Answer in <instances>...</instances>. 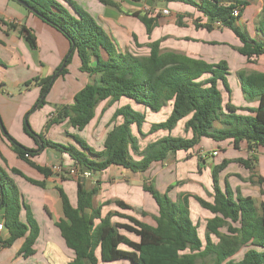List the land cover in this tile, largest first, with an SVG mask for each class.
I'll return each instance as SVG.
<instances>
[{
    "label": "trees",
    "instance_id": "16d2710c",
    "mask_svg": "<svg viewBox=\"0 0 264 264\" xmlns=\"http://www.w3.org/2000/svg\"><path fill=\"white\" fill-rule=\"evenodd\" d=\"M20 1L68 41L70 49L64 59L65 67L75 53L80 61V72L98 76L94 84H86L74 95L71 106L57 110L56 117L46 122V130L61 119H66L70 127L83 130L94 119L95 108L101 102L110 105L124 99L153 112L171 104V112L166 121L152 124L149 131H167L169 134L148 144L141 152L136 148L137 137L132 132V126H135L138 135L143 136L141 128L145 120L144 114L134 110L129 104L120 106L113 112L111 121L119 118L121 122L106 134L101 151L91 148L77 136H72L77 147L45 139L43 132L35 133L30 128L27 118L32 113L31 109L25 114L23 125L24 134L36 146L35 149H29L7 134L0 118V133L8 140L16 157L45 177L49 175L50 169L31 161V158L40 155L45 149L66 155L77 165L78 173L83 175L103 172L111 166L143 173L151 164L163 162L170 154L192 150L202 139L216 143L231 141L235 149L239 148L241 142H245L249 151L264 147V73H237L245 100L257 102L255 109L246 110L249 114H238V109L229 100L224 102V92L230 97L227 80L229 70L225 61L212 64L200 58L161 52L160 40L148 44L146 56L121 52L103 27L75 1ZM97 1L104 6L118 7L110 0ZM152 1L188 6L207 20L228 28L240 44L236 49L237 53L248 64L264 57V0L255 26L258 38L250 37L237 25L243 10L248 6L246 1L235 0L228 4L221 3V0ZM236 9L238 16L234 17L233 11ZM131 16L140 20L148 35L156 26L157 16L151 18L138 12ZM194 25L196 29H212L211 24L201 25L195 22ZM22 32L30 48L36 49L34 37L25 27L21 29L20 33ZM0 64L3 65L1 61ZM64 71L65 68L61 74ZM52 76L34 79L24 85L29 87L34 82L40 86L36 109L45 104ZM181 120H184V133H189V137L170 134ZM129 146L138 155L137 160L130 156ZM252 161L251 158L222 161L212 170V202L194 197L198 205L210 215L205 222L203 237L199 236V226L190 217L189 196L173 202L168 197L170 188L165 193H160L150 185H143L144 192L151 196L157 208V215L153 217L154 226L131 215L132 209L119 201L115 202L116 206L129 212L128 214L115 211L103 215L101 208H94L92 204L96 189L87 190L81 179L76 183L75 206L70 204L67 196L58 188L62 218L55 226L66 248L73 253V260L69 264L124 260L130 264H264V202L257 208L250 196H242L239 191L233 192L227 182L221 189L217 179L218 173L229 162H236L252 171V180ZM198 170L201 171V166ZM9 171L25 178L32 185L41 188L45 186L42 182L26 178L18 169L11 168ZM257 182L264 185V179L260 176L257 177ZM260 192L264 193L262 190ZM21 206L14 181L0 167V210L3 211V226L9 234L1 245L10 247L17 239L24 238L19 253L26 258L33 254L32 246L39 228L29 212L26 216L27 223L20 221ZM26 210L28 211L27 207ZM142 217H145L144 213ZM222 229L225 231L221 232ZM238 254H241L239 258H233ZM208 258L211 260L206 263L205 259Z\"/></svg>",
    "mask_w": 264,
    "mask_h": 264
},
{
    "label": "crops",
    "instance_id": "0c3cea01",
    "mask_svg": "<svg viewBox=\"0 0 264 264\" xmlns=\"http://www.w3.org/2000/svg\"><path fill=\"white\" fill-rule=\"evenodd\" d=\"M73 1L80 4L86 12L93 13L97 19L96 22L103 27L116 48L121 52L128 51L138 55L133 48L134 44L144 45L150 41L154 42L161 39L160 49L162 52H173L192 58H200L212 64L225 61L229 75L232 71L235 72L236 81L234 83L239 87L244 100V105L240 107L241 110H238L237 113L246 115L249 114L247 109L256 108L257 102L245 100L237 73L247 70L264 73V57H259L253 63L248 64L244 57L237 53L236 49L240 47V44L228 28L207 20L185 5L177 6L175 4L177 11L173 13L168 5L159 7L158 1L152 0L136 2L133 0H110L118 6V9L112 6H104L97 0ZM234 1L221 0V3L228 4ZM243 1H246L248 6L243 10L237 25L244 29L250 37L258 38L255 26L261 15L263 1ZM163 10H167L169 14L163 15ZM135 12L151 18L157 16L156 26L150 35L146 33V29L140 20L131 16ZM196 19L200 21L199 23L211 24L212 29L210 31L202 28L196 29L194 25ZM178 23H182V25ZM23 27L34 37L36 49L30 48L25 40V34L20 33ZM69 49V43L62 34L44 23L34 13L28 12L15 1L0 0V54L4 57L3 61L1 60L3 65L0 64V118L7 134L26 148H36L33 141L24 134L23 125L25 114L31 109L35 100L33 93H39L40 86L34 82L29 87H24V85L34 79L51 77ZM146 49L148 50V48ZM76 58L78 59L77 55ZM78 62L80 67L79 59ZM83 74L88 78L86 84H94L98 80L97 75ZM95 76L96 79L91 81ZM76 83L77 80H75V85L72 88L71 83L66 89L64 88L65 90L58 100L60 104L54 105V111L47 113V110L43 111V109L44 115H41L39 119L37 117L40 116L39 114L28 116V123L30 122L34 131L42 132V124L45 120L47 122L48 119L56 117V112L60 107H68L74 103V95L86 85ZM58 85L60 83H56V86ZM223 97L224 102L229 100L231 104V94L228 97L224 92ZM125 104L131 105L132 108L140 112L148 113V110L124 99L110 105L107 102H101L97 106L100 109L95 108L94 119L83 130L74 129L70 127L66 119H61L51 124L44 131V137L53 142L77 147L72 138V136H77L86 141L91 148L101 151L106 134L114 125L121 122L119 118L114 122L111 121L113 112ZM170 105L168 103V106ZM166 106L167 104L164 105V107ZM177 129L178 126L170 134L190 136L189 133H184V127L181 133H178ZM142 130L145 132L146 128H141ZM132 132L135 136L138 135L135 126H132ZM252 156H255L256 159L252 161L253 172L264 178V147L249 151L245 142H241L239 148L235 149L231 141L216 143L202 139L192 150L170 154L163 162L151 164L143 173H133L122 167L111 166L103 172L89 173V175H84L85 173L80 175L77 165L66 155L45 149L40 155L31 158L35 164L50 169L49 175L45 177L18 159L8 140L0 133V167L8 173L18 189L22 204L19 219L26 223V216L29 212L33 219L37 220L39 228L38 236L32 246L33 254L24 258L19 253L24 238L17 239L10 247H2L1 242L9 237L8 231L4 227L0 238V264H69L72 262L73 253L66 248L55 224L62 218V204L58 188L64 192L70 204L75 206L78 179L84 181L87 190L96 189L92 204L94 208L100 207L103 215L115 211L128 214L129 212H124L116 206L115 202L119 201L132 209L131 215L154 226L153 217L157 215V208L151 196L143 190V185L146 184L160 193H165L170 188L168 196L173 202L182 199L184 196H189L188 206L192 221L203 218L205 227V222L210 218V215L207 211H203L194 197L212 202L213 168L224 160L250 159ZM135 157L138 159V155ZM208 157L212 159L210 163H207ZM194 161H196L197 166L193 163ZM186 163H193L196 170L184 167ZM54 165H60L66 171L72 169L75 173L74 175H68L65 172L57 174L51 170ZM199 166H201L200 172ZM11 168L18 169L28 179L42 182L45 185L44 188L32 185L25 178L10 173ZM251 175L252 171L245 169L239 163L229 162L218 173L220 188L223 189L225 182H227L233 192L239 191L242 196L245 194L244 196L251 197L245 193L243 187V184H246V179H250ZM142 213L145 214V217H142ZM194 214L196 215L195 220L193 219ZM113 221L117 220L113 219ZM0 223L3 224L2 210H0ZM98 264L130 263L124 260L109 263L99 262Z\"/></svg>",
    "mask_w": 264,
    "mask_h": 264
},
{
    "label": "rangeland",
    "instance_id": "374dc122",
    "mask_svg": "<svg viewBox=\"0 0 264 264\" xmlns=\"http://www.w3.org/2000/svg\"><path fill=\"white\" fill-rule=\"evenodd\" d=\"M96 3H97V1H96ZM175 4L176 3H165L163 1H158V6L159 7H164V6L168 5L169 9L172 10L173 13H175L177 11V8H176ZM78 5L81 7L80 4H78ZM176 5L177 6H182L181 4H176ZM18 7H20V6H18ZM81 8H83V7H81ZM115 8L118 9V7H115ZM89 10H92V9H89ZM87 12L89 14H91V16H93L95 18L93 13H91L90 11H87ZM96 20L97 19L95 18V21ZM195 22L199 23L200 21L196 19L194 21V23ZM199 24L203 25L202 23H199ZM159 40L161 42V39H159ZM136 42H138V41H136ZM149 43H151V41ZM149 43L144 44V45H142L140 43L136 44V45L134 44L133 48L136 51L135 53H137L139 56L147 55L148 50L146 48H148V44ZM67 55H68V53L66 54L64 59L67 57ZM3 59H4L3 55L0 54V61L1 60L3 61ZM64 59L62 61L63 63L61 62L60 65L57 67V68H59L58 71L52 76V78H51L52 85L50 87L49 92L47 93V95L45 97V104L42 105L39 109H36V105H35L37 100H38V98H39V93H37V92L33 93L34 96H35V100L33 101V104H32V107H31V111H32L31 114H36V115L39 114L40 116H37L38 119H39V117H41V115H44L43 111L47 110V113H50L52 110L53 111L55 110L54 105L60 104L58 100L60 98V95L63 94V92L66 89V87H68V84L71 83L70 86L72 88L73 85H75L74 84L75 80H77L76 84H80V85L83 84V86H84V84H86L88 82L87 76H85V74L81 73L80 70H79V66H78L79 62H78V59L76 58L75 53L72 55V57H71V59L69 61V64L66 67L64 65ZM63 68H65V71H64V73L61 74ZM246 72H250V71L247 70ZM234 74H235V72L233 73V71H232V73H230V75L228 76V85H229L230 94H231V104H232V106H234L238 110H240V107H242V105H244V102H243L244 100H243V98H242V96L240 94L239 87H237L235 85V83H234L236 81V77H235ZM62 79H63V81L60 82V80H62ZM95 79H96V76L93 79H91V81L95 80ZM56 83H60V85L56 86ZM39 91H40V89H39ZM97 109L99 110L100 107H97ZM136 111L140 112L139 110H136ZM170 112H171V105L168 106V104H167L166 107L162 108L158 112H153V111H150V110H148V113L140 112V113L144 114L145 123L142 124V128L143 129L146 128V130H145V132H143V130H142L143 136H140V135L136 136L137 137L136 148H137L138 152L143 151V149L148 144L153 143V142L159 140L160 138H163L164 136H166V134H169L167 131H158V132H155V133H149V131H150V127H151L152 124H159V123L165 122L166 119L168 118V116L170 115ZM50 119H52V118H50ZM50 119H48V121ZM45 121L42 124V128H43L42 132L43 133L46 130V128H45L46 122ZM24 123H25V117H24ZM29 125L31 126L32 130L34 131L32 125L30 124V122H29ZM176 126H178L177 132L181 133L183 131V127H184V120L179 121ZM181 128H182V130H181ZM1 131L4 133L2 128H1ZM34 132L37 133L36 131H34ZM42 132H40V133H42ZM171 134H172V131H171ZM179 153H182V152H179ZM129 154H130V156H132V158L134 160H137V158L135 157V156H137L136 152L131 148V146H129ZM251 159L254 160V161L256 160L255 156L254 157L252 156ZM211 160L212 159L208 157L207 163H210ZM193 163H195V165H196V161H194ZM193 163H186L184 165V167H188L191 170L194 169V171H195L196 169H195V166L193 167ZM255 166H256V164H255ZM55 173H57V172H55ZM255 173L253 172L254 179H252V180H250V179L247 180L246 179V182H245L246 184H243V187L245 189V193L251 195L256 207L258 208L259 204L264 201V193L260 192L261 190L264 191V185H259V183L257 182V177L258 176ZM57 174H61V173H57ZM217 179H218V183H219L218 176H217ZM219 186H220V184H219ZM195 216L196 215L194 214V216H193L194 220H195ZM197 220L198 221H194V223L199 226L198 229H199V233L201 235V236L200 235L199 236L203 237L205 235V227H204V221L205 220L203 218H201V219L199 218ZM35 221L37 223V220H35ZM224 231H225V229L221 230V232H224ZM240 256H241V254H238L237 256H234L233 258L237 259ZM205 260H206L205 262L208 263V262H210L211 259L208 258V259H205ZM200 261L201 260L199 259L198 262H200Z\"/></svg>",
    "mask_w": 264,
    "mask_h": 264
},
{
    "label": "built area",
    "instance_id": "2783aa9c",
    "mask_svg": "<svg viewBox=\"0 0 264 264\" xmlns=\"http://www.w3.org/2000/svg\"><path fill=\"white\" fill-rule=\"evenodd\" d=\"M162 14L163 15H168L169 13H168V11L167 10H163L162 11ZM233 16L234 17H237L238 16V10L236 9V10H234L233 11ZM214 155H216V153H214ZM25 157H27V158H29L28 157V155H25ZM51 170L53 171V172H57V173H67L68 175H74V173H75V171L74 170H64L60 165H54V166H52L51 167ZM84 175H89V173H85ZM3 230H4V226H3V224L2 223H0V238L2 237V232H3Z\"/></svg>",
    "mask_w": 264,
    "mask_h": 264
},
{
    "label": "water",
    "instance_id": "95a60500",
    "mask_svg": "<svg viewBox=\"0 0 264 264\" xmlns=\"http://www.w3.org/2000/svg\"><path fill=\"white\" fill-rule=\"evenodd\" d=\"M16 3H18L19 5H21L22 7L29 9L30 11H32L34 13V11L32 9H30L25 3L21 2L20 0H14ZM73 48V46H72Z\"/></svg>",
    "mask_w": 264,
    "mask_h": 264
}]
</instances>
